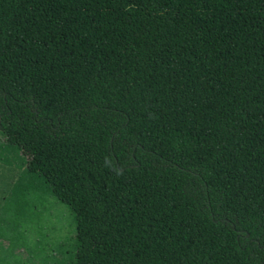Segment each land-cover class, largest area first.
Segmentation results:
<instances>
[{
    "label": "trees",
    "instance_id": "obj_1",
    "mask_svg": "<svg viewBox=\"0 0 264 264\" xmlns=\"http://www.w3.org/2000/svg\"><path fill=\"white\" fill-rule=\"evenodd\" d=\"M0 135L63 264H264V0H0Z\"/></svg>",
    "mask_w": 264,
    "mask_h": 264
},
{
    "label": "rangeland",
    "instance_id": "obj_2",
    "mask_svg": "<svg viewBox=\"0 0 264 264\" xmlns=\"http://www.w3.org/2000/svg\"><path fill=\"white\" fill-rule=\"evenodd\" d=\"M2 144L0 135V264H63L73 244L71 213L48 193L33 191L23 225L16 224L11 187L25 171V156L5 152Z\"/></svg>",
    "mask_w": 264,
    "mask_h": 264
}]
</instances>
